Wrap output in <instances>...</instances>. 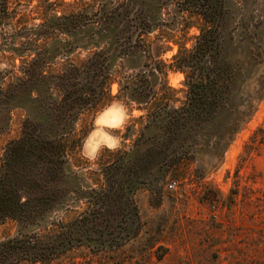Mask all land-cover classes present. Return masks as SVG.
I'll return each mask as SVG.
<instances>
[{
  "label": "trees",
  "instance_id": "16d2710c",
  "mask_svg": "<svg viewBox=\"0 0 264 264\" xmlns=\"http://www.w3.org/2000/svg\"><path fill=\"white\" fill-rule=\"evenodd\" d=\"M51 6L43 0L41 21L28 26L26 7L0 0V37L8 33L0 61L9 65L0 67V134L13 109L25 112L0 157V225L15 224L13 235L0 236V264L118 249L135 232L119 229L140 224L136 193L161 195L167 172L194 161L196 149L220 162L254 111L250 100L264 93L258 80L254 97L235 101L245 66L228 41L244 15L235 20L233 0H121L92 13L50 14ZM191 26L198 33L190 47L173 39ZM169 41L177 50L166 63L160 54ZM79 49L87 54L73 59ZM169 69L184 75L182 99L166 81ZM114 99L142 111L126 126L130 146L94 169H75L70 155L85 136L77 122ZM260 144L264 125L244 148ZM202 172L194 168L198 178Z\"/></svg>",
  "mask_w": 264,
  "mask_h": 264
},
{
  "label": "rangeland",
  "instance_id": "374dc122",
  "mask_svg": "<svg viewBox=\"0 0 264 264\" xmlns=\"http://www.w3.org/2000/svg\"><path fill=\"white\" fill-rule=\"evenodd\" d=\"M49 1H53L51 7L54 9L50 14H61L92 13L102 3L121 0ZM233 1L237 6L235 20L244 15L242 22L238 21L240 25L232 26L237 29H232L228 41L230 54L244 60L245 70L235 96L237 103H243L248 101L247 95L254 97L258 80H264V0ZM9 3L11 8L20 3L26 7L24 14L28 26L41 21L43 0H9ZM182 33L175 31L173 39L190 47L198 29L191 26L184 35ZM4 34L0 37V49L8 47L4 40L8 33ZM154 35L151 34L152 37ZM167 45L160 54V59L166 63L177 50L176 43L169 41ZM86 54L85 50L79 49L74 51L72 58ZM14 62L19 64L18 59ZM0 67H9L8 62L1 60ZM165 78L177 90L176 96L182 99L183 73L169 69ZM116 92L117 84L113 83L111 93ZM250 101L254 111L220 162L213 165V161L196 149L194 161H184L167 172L161 195L151 194L148 190L136 193L140 224L119 229L120 232L135 231L123 245L116 250L101 252L83 247L49 264H264V144L255 150L244 148L253 131L264 125V93L259 100L254 98ZM128 108L130 119L127 125L142 113L135 107ZM242 108L245 109L244 106ZM98 111L79 119L76 126L78 135L87 136ZM24 113L19 108L11 111L8 126L0 134V157L7 141L19 135ZM113 131L121 137V146H130L132 136L124 138L126 127ZM109 157L110 151L103 150L96 160L89 161L82 156L79 147L70 155V161L75 169L85 172ZM196 167L202 168L200 178L194 174ZM170 181H175L174 187L167 186ZM14 233L12 221L0 225L1 237Z\"/></svg>",
  "mask_w": 264,
  "mask_h": 264
},
{
  "label": "clouds",
  "instance_id": "9594fccd",
  "mask_svg": "<svg viewBox=\"0 0 264 264\" xmlns=\"http://www.w3.org/2000/svg\"><path fill=\"white\" fill-rule=\"evenodd\" d=\"M129 119V108L119 99H114L102 107L95 114L91 130L81 143L82 156L86 160L94 161L103 150H119L121 137L113 130L125 128Z\"/></svg>",
  "mask_w": 264,
  "mask_h": 264
},
{
  "label": "built area",
  "instance_id": "2783aa9c",
  "mask_svg": "<svg viewBox=\"0 0 264 264\" xmlns=\"http://www.w3.org/2000/svg\"><path fill=\"white\" fill-rule=\"evenodd\" d=\"M174 185H175V181H170V182L167 183V186L169 188L174 187Z\"/></svg>",
  "mask_w": 264,
  "mask_h": 264
}]
</instances>
